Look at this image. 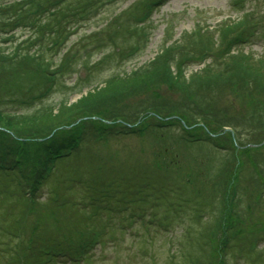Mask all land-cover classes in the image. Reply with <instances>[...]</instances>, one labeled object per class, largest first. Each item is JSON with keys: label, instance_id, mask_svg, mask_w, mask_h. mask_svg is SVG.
Here are the masks:
<instances>
[{"label": "trees", "instance_id": "16d2710c", "mask_svg": "<svg viewBox=\"0 0 264 264\" xmlns=\"http://www.w3.org/2000/svg\"><path fill=\"white\" fill-rule=\"evenodd\" d=\"M163 1L138 0L132 7L136 10V19L148 17ZM99 2L0 0V38H12L18 29L34 34L27 36L23 48L18 45L7 52L0 45V206L11 204L12 215L15 208L19 210L16 226L12 227L17 229L20 242H24L23 238L28 242L32 238L46 240L48 237H44V231L47 228L62 235L61 241L49 238L54 244L49 248L42 246L46 248L36 253V258L42 261L46 252L53 257L83 254L86 259L96 228L84 230L80 222L85 217L93 222L99 212L96 208L79 210V206L100 199L103 193H98L92 183L85 187L82 184L85 177L78 169L80 158L77 155L87 148L88 144L85 146L83 141L85 132L95 135L94 138L118 133L140 135L147 132L161 138L172 134L173 144L163 147L165 152L175 146L185 149L210 144L236 158V165L228 176L231 191L224 204L220 202L213 228L203 244H190L183 257L184 264H229L225 256L227 242L241 234L234 230L231 218L226 220L230 213L234 215L237 191L233 181L239 167L246 163L252 167V174L253 171L257 174V163L261 158L258 153L264 149V57L245 53L239 47L255 29L264 28L262 18L254 11H244L238 18L221 21L213 30L198 26L191 33L182 35L180 41L163 45L148 65L138 67L130 74L111 76L104 85L88 91L74 103L62 100L57 106L49 105L32 113L4 110L8 104L28 106L47 96L55 79L54 73H64L68 69L67 51L57 60L58 66L49 70L52 60L44 56L42 47L58 55L59 47L65 46V37L89 16ZM234 4H240V0H235ZM193 64L204 66L187 76L186 71ZM163 85L176 97L151 96L139 99L136 106L127 103L147 88ZM224 96L230 101L222 107L218 101ZM251 153L255 154L253 160H243L242 156L248 157ZM238 155H242V160H238ZM163 168L160 163H155L147 175L150 184L163 188L164 181L180 179L176 175L167 177L168 171ZM227 168L228 164L217 170L218 175L223 171L222 180L217 182L219 186L214 187L218 192L227 182ZM91 178L95 181L101 179L99 175ZM188 180H184V184H189ZM78 185L84 190L81 195L73 190ZM41 189L47 191L52 202L55 197L69 196L67 203L62 199V203L53 202L51 208L45 200L41 206L55 209L59 216L61 210L66 213L65 210L72 205L71 221L67 222L66 218L44 222L42 214H36V218L29 221L28 213L33 212L39 203L35 196ZM4 211L6 214L2 213L1 221L9 219L10 213ZM137 213L140 215L142 211ZM74 233L77 238H68ZM24 248L18 245V249ZM21 253L13 254L20 257ZM12 260L13 255H9L1 264Z\"/></svg>", "mask_w": 264, "mask_h": 264}, {"label": "rangeland", "instance_id": "374dc122", "mask_svg": "<svg viewBox=\"0 0 264 264\" xmlns=\"http://www.w3.org/2000/svg\"><path fill=\"white\" fill-rule=\"evenodd\" d=\"M137 1L100 0L99 5L95 6L74 32L65 37V46L59 47L58 55H53L45 46L42 47L44 56L52 60L49 70L58 66L57 60L67 51L65 60L68 69L64 73H54L55 79L51 82V89L46 97L28 106L8 104L4 110L11 113H32L49 105L57 106L62 100L68 104L74 103L88 91L104 85L111 76L130 74L132 70L148 65L163 45L180 41L182 35L191 33L198 26L213 30L221 21L238 18L244 11L258 13L264 24V0H240V4H234L235 0H164L148 17L139 20L135 16L136 10L132 8ZM28 35L34 34L27 30H15L12 38H0V45L7 52L18 45L23 48ZM239 47L245 53L264 57L263 26L255 29L254 34ZM99 59L101 61L95 64ZM203 66L204 64L191 65L186 71L187 76ZM138 95L140 96H133L127 103L136 106L139 99L151 96L176 97L166 85L149 87ZM227 101L230 100H226L224 96L218 102L224 107ZM171 135H163L161 138L143 132L140 135L118 133L94 138L95 135L85 132L83 141L85 146L88 144L87 148L81 150V155H77L80 158L78 169L85 177L82 184L85 187L92 183L98 193L102 192L103 195L87 206L82 203L79 206V210L96 208L99 212L93 222H89L87 217L80 222V227L84 230L96 228L90 241V246L95 247L94 252H90V257L83 258L81 263L69 264H184V253L189 245L196 246L197 242L206 241L210 228H213L220 202L224 204L223 201L231 191L228 188V176L233 165H236V158L226 150H217L210 144L185 149L175 146L176 148H168V152H165L163 147L173 144ZM259 153V173L253 171L252 174V167L246 163L239 167V173L233 181L237 191L233 205L234 215L230 213L226 220L231 218L234 230L241 234L227 242L225 256L229 264H264V149H260ZM241 156L238 155V160ZM254 156L251 153L242 158L250 161ZM174 160L177 162L174 163ZM156 162L168 171L167 177L176 175L180 179L164 181L163 188L150 184L147 175L154 169ZM227 164V172L224 171L227 173V182L222 185L220 194L214 187L219 186L217 182L222 180L223 171L218 175L217 170L219 166ZM95 175H99L101 179L93 180L91 177ZM188 178L191 181L184 184V180ZM81 189L78 185L73 190L81 195L84 192ZM68 197H55L53 202L62 203L61 200L64 199L67 203L70 201ZM35 199L39 203L33 212L28 213L30 222L36 218V214H42V221L49 223L58 219L67 218V222L72 220V205L65 210L66 213L61 210L58 216V212L51 209L54 205L47 191L41 189ZM45 200L51 208L41 206L45 204ZM10 206L9 203L0 206V219L2 213L6 214L4 210L10 213L7 221L0 220V264L9 255H13V260L16 258L17 261L12 260L13 262L6 264H42L44 261H48L46 264H55L54 257L45 251L42 261L35 254L46 248L42 246L47 245L49 248L54 244L51 239L61 241L62 235L47 228L44 231V237H48L46 240L32 238L28 242L23 238L24 242H20L17 229L12 227L16 226L19 210L15 208L12 215ZM137 211H142L143 214L139 215ZM68 238L75 239L77 234ZM18 245L25 248L18 249ZM19 251H22L20 257L13 254ZM58 259L68 264L64 256Z\"/></svg>", "mask_w": 264, "mask_h": 264}]
</instances>
